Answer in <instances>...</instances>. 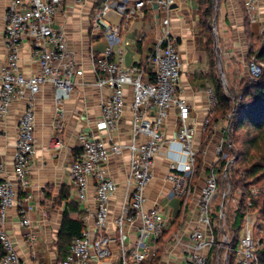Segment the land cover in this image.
<instances>
[{
    "label": "built area",
    "instance_id": "1",
    "mask_svg": "<svg viewBox=\"0 0 264 264\" xmlns=\"http://www.w3.org/2000/svg\"><path fill=\"white\" fill-rule=\"evenodd\" d=\"M84 4L88 0H74ZM166 13L162 24L166 29L164 38L154 47L148 63L154 66L152 81L146 82L145 69L140 65L124 68L112 59L114 45L119 42L121 28L109 21L115 14L130 21L137 12L144 10L152 0H100L91 22V30L103 34L109 46L93 57L96 74L95 86L108 89L109 95L102 103V117L96 130L104 132L107 139L96 138L91 132L82 131L77 136L78 151L71 167L72 180L78 190V200L85 203L91 181L95 187L96 208L93 214L95 230L89 229L76 238L70 254L57 264H91L93 260L102 264H146L151 257L149 242L157 240L170 224L166 216L157 209L147 210V189L154 179V168L158 157L163 155L162 131L173 108L178 111L180 121L177 136L168 141L165 156L169 163L167 181L172 185L171 194L186 198L192 192L198 149L195 147L197 131L190 124L191 108L179 97L184 62L178 43L171 38L169 13L176 0H154ZM133 3L134 7L130 8ZM65 0H12L5 13L6 56L0 63V125L7 118L16 100L26 99V108L20 118L14 175L17 184L11 180L0 182V245L3 255L0 264H25L15 244L4 229L8 213L19 206L22 227H32V196L28 193L29 176L36 155V97L45 85L54 88V101L59 118L64 115V103L75 90V79L83 76L70 50L65 31L55 27L56 16L64 10ZM254 18V3H246ZM258 38L264 37V23ZM32 44L31 59L38 65V73L26 75L22 71V50L24 42ZM248 77L257 81L263 73V65L253 57L248 64ZM131 91L130 111L128 91ZM213 104L218 105L214 95ZM130 125L131 140L116 142L113 133L124 125ZM209 124V121H206ZM57 129H62L57 124ZM108 142L111 144L109 145ZM222 143L216 154L218 161L227 159ZM127 152L129 171L127 177V200L120 215L115 219L117 243L120 252L114 257L112 240L107 233L112 210V200L119 192V185L110 177L109 165L113 155ZM217 161V163H218ZM216 163V164H217ZM214 166L208 173L201 190L199 202L200 227L190 235L183 264H208L209 255L215 245L214 228L218 222L212 218V206L219 191V179ZM26 197L18 202V189ZM137 221L138 241L129 247L127 230ZM255 219L246 217L236 264H259L258 252L264 250V230L255 235ZM261 235V236H260ZM35 240V237H32Z\"/></svg>",
    "mask_w": 264,
    "mask_h": 264
},
{
    "label": "crops",
    "instance_id": "2",
    "mask_svg": "<svg viewBox=\"0 0 264 264\" xmlns=\"http://www.w3.org/2000/svg\"><path fill=\"white\" fill-rule=\"evenodd\" d=\"M169 13L171 38L178 45L184 62L178 94L191 108L190 124L197 131L195 147L200 151L208 126H213L214 134L204 150L203 171L199 178L192 180V192L186 198L171 194L172 185L166 177L169 163L164 155L168 141L177 136L180 127L178 111L173 108L162 131L163 155L157 158L154 179L147 189V210L157 209L169 221L167 230L155 241L148 243L151 257L146 264H183L185 250L190 243L191 233L201 226L199 202L205 179L216 166V150L226 140L228 119L217 116L218 105L212 102L215 95V82L230 95L231 88H237L248 72V60L252 40H258L259 29L264 23V0H221L215 7L207 37L201 24V11L197 0H176ZM253 1L254 18L246 3ZM12 0H0V63L6 56L5 13ZM64 10L56 16L55 27L67 34L70 50L77 61L83 76L75 79L72 97L64 103V115H57L54 88L45 85L36 97V155L29 176L28 193L32 196V227H22L19 206L8 213L4 229L15 244L19 256L25 264H57L60 262L58 240L65 212L73 219H81L86 229L95 230L93 214L96 208L95 187L91 181L88 199L78 200V190L72 180L71 167L78 151L77 136L82 131L91 132L96 138L107 139L104 132L96 130L102 117V103L109 90L95 86L96 74L93 57L100 56L109 46L107 38L91 30V22L100 0H88L76 4L65 0ZM134 4H130L133 8ZM166 13L152 0L144 10L139 11L128 22L115 14L109 15L112 25L121 28V36L114 45L112 59L122 67L140 65L147 69L145 81H152L154 66L148 59L154 47L164 38L166 29L162 21ZM32 44L21 46V67L24 74L38 73V65L31 59ZM1 88V85H0ZM130 111L131 91H128ZM26 99L16 100L7 118L0 125V182L11 180L17 184L14 175V159L20 118L26 108ZM209 121V124H206ZM62 129H57V124ZM116 142L131 140L130 125L122 126L113 133ZM110 145L111 143L108 142ZM129 155L127 152L113 155L109 165L110 177L119 185V192L112 200V210L108 225V236L114 240L112 250L117 258L120 252L117 243L115 219L120 215L127 200V177ZM18 189V202L26 197L21 187ZM137 221L127 230L129 247L138 241ZM243 230L241 232V235ZM35 237V240H32ZM2 254L0 248V256ZM227 252L219 256V261L227 260ZM91 264H102L93 260Z\"/></svg>",
    "mask_w": 264,
    "mask_h": 264
},
{
    "label": "trees",
    "instance_id": "3",
    "mask_svg": "<svg viewBox=\"0 0 264 264\" xmlns=\"http://www.w3.org/2000/svg\"><path fill=\"white\" fill-rule=\"evenodd\" d=\"M197 1L201 11V24L207 37L215 16V7L221 0ZM207 38L208 44H211V39ZM250 55L263 65V73L257 81L242 79L237 88H231L230 95L225 93L220 83L215 82L217 116L229 120L223 144L224 153L228 158L218 161L215 169L218 179L227 183L229 195H233L236 190H241L242 194L238 201L239 205L231 212V216L227 213L228 197L225 199L226 219L223 221L219 217L218 225L214 228L215 240L218 237H225V248L224 250L214 248L218 250L215 255H212L214 251L212 249L208 264H236V251L246 217L253 213L257 215L258 222H264V37L252 40ZM213 134V126L210 124L197 155L194 179L199 178L203 171L204 150ZM218 209L219 207L212 206L213 219ZM85 231L86 225L83 220L73 219L65 212L58 240L60 260L68 257L74 240L82 237ZM225 252L228 258L224 263L219 261L218 257L223 256ZM258 261L259 264H264V250L258 252Z\"/></svg>",
    "mask_w": 264,
    "mask_h": 264
},
{
    "label": "rangeland",
    "instance_id": "4",
    "mask_svg": "<svg viewBox=\"0 0 264 264\" xmlns=\"http://www.w3.org/2000/svg\"><path fill=\"white\" fill-rule=\"evenodd\" d=\"M252 58H253V56L251 57V55H250V58L248 60V64H249V62L251 61ZM248 64H247V66H248ZM243 80L244 81L245 80L250 81L249 80V77H248V74L246 75L245 79H243ZM228 123H229V120H228ZM229 159H231V158H229ZM219 182H220L219 183V191H218V193H217V195H216V197L214 199V203H213V205L219 207V209L217 211H215L214 219L215 220H219V217H220L224 221L226 219V210H225V207H224L225 206V199H226V197H228V209H227V213H228V216H231L230 215L231 212L233 210H235L238 207V205H239L238 204L239 203L238 201L240 200L242 193H241V190H236L233 195H231V194L229 195V193H228V190L229 189L227 187V183H225V181H222L220 178H219ZM257 191H258V189H257ZM220 208H222L221 211H220ZM250 215H252L253 218L255 219L256 226L254 227V231H255L256 237H258L259 230L260 229H263L264 230V222H258V219H257L258 217H257L256 214H253L252 213ZM225 242H226L225 237H221V238L218 237L215 240L214 248L224 250V248H225V246H224ZM214 248H213V250H214ZM217 249H215L213 251L212 255H215L217 253V251H218ZM226 251H228V250H226ZM210 263H211V261H210Z\"/></svg>",
    "mask_w": 264,
    "mask_h": 264
}]
</instances>
